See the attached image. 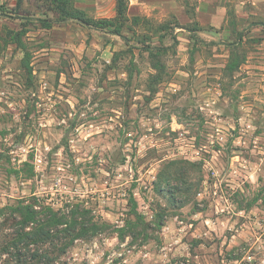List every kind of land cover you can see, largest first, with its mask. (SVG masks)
Listing matches in <instances>:
<instances>
[{
    "label": "rangeland",
    "instance_id": "1",
    "mask_svg": "<svg viewBox=\"0 0 264 264\" xmlns=\"http://www.w3.org/2000/svg\"><path fill=\"white\" fill-rule=\"evenodd\" d=\"M188 1L203 29L158 28L191 24L183 0H129L143 19L119 36L0 0V207L83 199L109 224L61 264H264V0ZM114 3L76 0L94 18ZM8 29L25 30L24 51ZM232 50L244 59L229 72ZM173 159L199 180L182 207L152 184ZM129 192L151 223L120 240Z\"/></svg>",
    "mask_w": 264,
    "mask_h": 264
},
{
    "label": "trees",
    "instance_id": "2",
    "mask_svg": "<svg viewBox=\"0 0 264 264\" xmlns=\"http://www.w3.org/2000/svg\"><path fill=\"white\" fill-rule=\"evenodd\" d=\"M21 1L17 0V6H20ZM39 1H41L40 7L43 10L56 13L57 22L75 21L81 25L106 30L119 36H123V31L136 35L135 27L143 19L138 15H129V0H115L113 16L102 18L88 16L84 9L76 6V0ZM183 2L191 24H180L175 19L170 24H160L158 28L164 30L166 27L168 29L179 27L189 31L203 29L198 26L195 19V4H190L188 0H183ZM38 19L43 27H50L51 23L48 19ZM231 23L234 21L232 20ZM24 34L25 30L8 29L6 31L11 42L16 43L23 51L25 44L22 37ZM241 38L242 35L239 33L237 41L231 42L230 46H238ZM148 49L153 60L152 67L156 71L152 77L160 81L164 66L156 58L154 47ZM231 56L233 60L231 58L226 66L229 72L237 70L244 59L234 52ZM25 163L29 166V177H32L35 174L34 167ZM186 164L185 161L175 159L164 162L152 182L155 193L162 195L174 207H182L188 203L189 195L198 187L199 180H192ZM55 205L56 202L48 201L44 196L31 193L28 196L11 200L0 207V264H61L59 259L67 253L75 240H85L87 237L95 236L109 225L100 216L94 215L92 207L83 199ZM127 205V217L122 219L121 226H117L120 240H124L128 234L134 237L140 233L139 227L144 230L150 227L151 223V221L146 222L144 215L139 212L133 192L128 193ZM165 210V206L160 207V211L154 213L155 218L157 216L160 219L159 222L157 221L159 228L163 225Z\"/></svg>",
    "mask_w": 264,
    "mask_h": 264
},
{
    "label": "built area",
    "instance_id": "3",
    "mask_svg": "<svg viewBox=\"0 0 264 264\" xmlns=\"http://www.w3.org/2000/svg\"><path fill=\"white\" fill-rule=\"evenodd\" d=\"M37 161H40V159H36ZM249 257V256H248Z\"/></svg>",
    "mask_w": 264,
    "mask_h": 264
}]
</instances>
